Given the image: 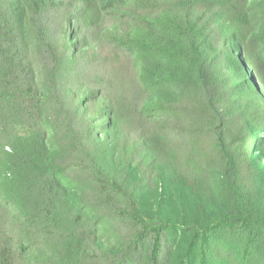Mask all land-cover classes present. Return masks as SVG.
Instances as JSON below:
<instances>
[{"label":"trees","instance_id":"trees-1","mask_svg":"<svg viewBox=\"0 0 264 264\" xmlns=\"http://www.w3.org/2000/svg\"><path fill=\"white\" fill-rule=\"evenodd\" d=\"M0 264H264V0H0Z\"/></svg>","mask_w":264,"mask_h":264}]
</instances>
